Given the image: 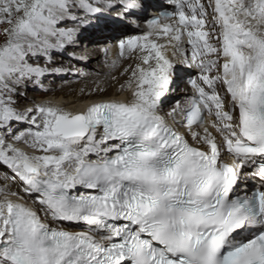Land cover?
<instances>
[{
  "label": "snow or ice",
  "instance_id": "snow-or-ice-1",
  "mask_svg": "<svg viewBox=\"0 0 264 264\" xmlns=\"http://www.w3.org/2000/svg\"><path fill=\"white\" fill-rule=\"evenodd\" d=\"M170 2L118 41L141 54L125 98L70 111L19 101L143 0H0V166L23 193L0 188V264H264V0Z\"/></svg>",
  "mask_w": 264,
  "mask_h": 264
},
{
  "label": "bare ground",
  "instance_id": "bare-ground-1",
  "mask_svg": "<svg viewBox=\"0 0 264 264\" xmlns=\"http://www.w3.org/2000/svg\"><path fill=\"white\" fill-rule=\"evenodd\" d=\"M204 2L206 3L207 0H204ZM143 3L146 5V10L143 13H137V15L132 16L134 20H137V26L130 24L131 18L129 16L124 20H120L117 14L113 12L104 14L107 20L93 21L92 24L82 28L76 37L74 45L67 46L65 52L55 53V57H52L53 60L65 64L67 70L59 74L46 75L44 81L41 80L39 85L29 83L27 85L26 98H22L19 101L21 108L32 106V102H35L47 103L53 107H60L65 110L78 111L83 110L92 100L124 99L126 93L120 92L121 85L125 84L129 79L132 69L139 63L141 54L138 51L133 53L126 52L124 56H121L118 41L119 39H127L131 36L144 34L147 32V28L142 23V18L150 10L155 15L157 11H160L157 9L159 5L169 7L166 4V0H143ZM134 20L131 19V22ZM127 21H129V24ZM4 39L3 36H0V44L4 42ZM79 41L86 44L81 55H78L75 50L82 44ZM184 47L188 49L187 54L190 59V46L185 43ZM169 56L171 58V49H169ZM40 64L44 66L42 60ZM51 67L56 68L58 65L53 63ZM181 67L185 75L182 81L178 83L171 102H166L162 105L164 109L171 110L176 100H181L182 104L185 105V96L191 95L188 84L183 85V82L185 81L186 83L189 75H196L199 70L194 68L195 72V70H190L183 65ZM125 69H128V71L125 72ZM42 83L43 86L41 85ZM160 114L162 115V112ZM164 115L166 117V113ZM186 138L191 143V139L187 134ZM5 172L9 176L12 175L10 170L0 166V188L7 187L10 191H17L23 194L14 179L5 177ZM29 203L31 202L29 201ZM50 226L55 225L50 224Z\"/></svg>",
  "mask_w": 264,
  "mask_h": 264
},
{
  "label": "rangeland",
  "instance_id": "rangeland-1",
  "mask_svg": "<svg viewBox=\"0 0 264 264\" xmlns=\"http://www.w3.org/2000/svg\"><path fill=\"white\" fill-rule=\"evenodd\" d=\"M131 19H133L132 18V16H129ZM131 19H130V24L132 23V25H134V26H137L136 24H134L133 22H131ZM128 22V24H129V21H127ZM80 43H82V44H80L75 50L77 51V53H78V55L80 54H83V47H84V45H86V44H84V42H81V41H79ZM85 48V47H84ZM78 49V50H77ZM85 50V49H84ZM82 52V53H81ZM55 53H53V55H52V57H55ZM42 61H43V59H41ZM53 63H55L56 65H58V67H56V68H61V69H63V70H67V67H66V65L65 64H63L62 62H59V61H55V60H53L52 59V64ZM60 66V67H59ZM74 73H76L75 71H74ZM44 79H45V77H43L42 78V81H44ZM187 85V82L185 83V82H183V85ZM42 86H43V83L41 84ZM41 85H40V87H41ZM15 184V183H14ZM1 187V186H0ZM18 188H20V186H18ZM20 191H21V189H19Z\"/></svg>",
  "mask_w": 264,
  "mask_h": 264
}]
</instances>
